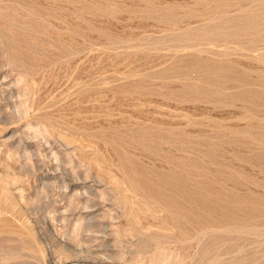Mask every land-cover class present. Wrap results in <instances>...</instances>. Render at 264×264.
<instances>
[{
    "label": "rangeland",
    "instance_id": "374dc122",
    "mask_svg": "<svg viewBox=\"0 0 264 264\" xmlns=\"http://www.w3.org/2000/svg\"><path fill=\"white\" fill-rule=\"evenodd\" d=\"M0 264H264V0H0Z\"/></svg>",
    "mask_w": 264,
    "mask_h": 264
}]
</instances>
